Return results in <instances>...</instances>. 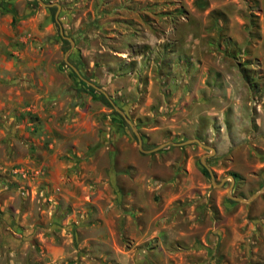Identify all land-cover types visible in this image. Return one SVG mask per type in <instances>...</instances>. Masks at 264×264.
<instances>
[{
	"label": "rangeland",
	"instance_id": "obj_1",
	"mask_svg": "<svg viewBox=\"0 0 264 264\" xmlns=\"http://www.w3.org/2000/svg\"><path fill=\"white\" fill-rule=\"evenodd\" d=\"M200 1L205 2L204 9L196 6V0H0V106L11 90L14 99L22 96L23 101L17 108L2 109L0 123L6 124L11 118V126L36 122L31 101L50 85L51 108H56L51 129L64 155L60 159L68 165L61 170L59 183L46 191L40 181L34 189L27 184L41 178L39 170L10 166L8 160L0 163V199L14 194L21 204H30L31 213L23 226L7 223L5 210L0 213V232H9L18 244L19 252L8 255L10 262L264 264V0ZM191 10V31L198 40L195 57L163 60L160 50L164 43H151L150 36L167 37L175 26L180 31L178 23L187 16L185 13L191 16ZM57 21L73 46L63 43ZM173 43L170 41L169 51L171 46L178 47ZM182 45V53L191 48L185 42ZM138 58L142 70L152 61V73L162 75L157 85L165 105L156 107L154 116L155 125H163L166 131L152 134L156 138L152 141L151 134L145 140L148 133L141 129L142 123L133 121L128 102L108 91L114 79L109 72L122 66L118 61L134 63ZM32 59L43 60L42 69L30 67L27 63ZM97 59L106 67L101 68ZM66 62L125 113L140 134L144 150L187 139H199L213 148L214 154L209 155L210 150L197 143L167 145L150 153L152 160L144 164V169L162 170L172 162L182 180L186 159L192 156L201 172L204 157L215 184L203 174L193 181L206 185L207 200L199 202L191 214L177 204L165 220L136 222V227L143 224L142 229L136 228V239L146 238L136 245L129 230L123 229L120 218L125 212L110 181L113 170L123 164V148L132 147L137 152L138 140L112 105L108 107L99 97L101 93L85 87ZM89 72L97 81L86 77ZM68 87L88 96L71 108L73 98L66 91ZM178 89L182 93L191 89L198 92L195 110H186L187 117L197 113V122L183 125L185 119L178 114L182 109L170 107L172 94ZM78 108L92 117L85 120ZM125 133L128 141L123 138ZM127 171L133 178L138 170ZM231 176L234 183L230 194L246 202L228 201ZM18 179L23 183L17 189L8 186ZM154 196L157 203L150 207L152 212L159 207ZM182 231L196 232V238L189 239L199 252L181 251L182 243L187 244L186 239L177 237ZM47 256L53 260H46Z\"/></svg>",
	"mask_w": 264,
	"mask_h": 264
},
{
	"label": "crops",
	"instance_id": "obj_2",
	"mask_svg": "<svg viewBox=\"0 0 264 264\" xmlns=\"http://www.w3.org/2000/svg\"><path fill=\"white\" fill-rule=\"evenodd\" d=\"M189 13L191 16L185 13L187 16L184 20L178 23L181 24V26H178L180 31L175 26L172 35L170 34L167 37L161 38L150 36L149 40L151 43H159V41L160 43L161 41L164 43L160 50L163 60L166 58L178 59L180 56H185L189 60H193L195 57V44H198V40L191 31L194 13L192 10ZM183 27L186 28L185 31H183ZM170 41L171 43L174 42L173 44L178 47H176V49H172L171 46L169 51L168 45H170ZM183 42H185L186 45L191 46V48L188 47L189 49L186 50V53L181 52L184 49L182 45ZM168 51L170 53H167ZM134 61V63L129 61L126 62V60L123 59L122 61H118L122 66L117 68L116 71L109 72L110 76L114 79L111 80L110 85L108 86V91L111 94L116 92L117 96H120L123 101L128 102L127 105L134 114L133 121L142 123L140 124L142 127L141 129L148 133L145 134L146 138H144L145 140H148L147 137H149L150 134L160 133V135H163L165 134V132H162L163 129L166 131V128H163V125H155L157 117L154 116L155 108L158 106L161 108V104L163 103L165 105L162 91L159 90L157 85L158 78H162V75L152 73L154 62L150 61V64L142 70L141 59L138 58ZM96 63H98L101 68L106 67L102 59H97ZM27 64L30 67H34L35 70H40L42 69L43 60L32 59L28 61ZM95 66L96 65L94 63V67ZM85 75L89 79H96L97 81V76L95 78L94 74L89 72L85 73ZM189 76L190 75L188 74L187 78H189ZM78 77L81 79L80 75ZM182 86H184L182 88L185 89V85ZM44 88V94L42 96H37V98H34L31 101V103H34L35 105L34 112L38 116L36 122L27 121L25 123H16L11 126V118L6 124L0 123V163H2L3 160H8L10 166L19 168L27 167L39 170L42 175H40L41 178L27 184L34 189L37 184V187L39 186L40 181L42 183L41 187H44L47 191L50 187H54L59 183L57 181L61 170L66 169L68 165L64 164V159H60V157L64 158V155L57 147L58 137L55 136L53 130L51 129L52 121H54L56 117L54 116V110L56 108H51V106L54 105L53 96L50 94L53 90L50 88V85H45ZM12 92V90L6 92L8 93V97L1 104L2 107L0 106V112L2 109L5 110L7 107L10 109H12V107L17 108L19 104L23 103L22 96L14 99ZM19 93V91L14 92L16 95H19ZM39 99H41V101H38ZM197 100L198 92L193 89L188 90L187 93H182V89H178L177 92H173L171 99L172 105H170V107L176 106L174 108L182 109L183 112L178 114L182 115L181 118L185 119V122H182L183 125H187V123L192 124L193 121L197 122V113L196 115L192 114V116L189 115V117H187V113H189V111H186L187 109L195 110L198 104ZM77 112H80L82 116L84 115L86 118L85 120H87L88 117H92L91 115L89 116L87 111L80 110L79 108ZM4 115L1 114V117H4ZM78 119L79 115L76 114L74 120L77 121ZM123 138L128 141L126 133L123 135ZM154 139L156 138L152 135L150 137V141ZM123 157V164L119 165L120 168L113 170L110 186L111 190H115L117 202L121 203L122 206L120 207L125 212L124 215H121L122 218H120L122 220L123 229L129 230L128 234L130 237H133V240H136V245L141 244L146 240L145 236L141 240L136 239V228H143V224H138L136 227V222L143 220L149 223L157 219L161 221L165 220V218L170 215L172 207L177 204H181L182 207H186V212L191 214L192 210L197 207L199 202L207 200L209 192L207 191L206 185L201 182V180L197 183L193 181L194 177H198L202 173L195 167L192 156H189L186 159L183 170L184 177L182 180L178 179L179 175L177 168L172 162L165 164V168L162 170L144 169V164H148L152 158L150 153H142L139 148H137L136 152L132 147L125 146L123 148ZM128 168L132 171L133 169H137L138 171L136 176L130 178L127 171ZM144 170H146V172ZM120 179H125L126 182L123 184L120 182ZM15 181L18 183L15 185L8 184V186H10V188L17 189L18 186L23 183L20 179ZM2 183L5 185L4 182ZM154 195H157L158 197L159 207L156 211L152 212L150 207H154L152 205H156L157 203L153 200L155 197ZM24 201H26V199H24ZM27 206L30 207V204H28L27 201L21 204L16 196L11 193L6 195L2 200L0 199V213L5 210V220L9 216L7 223L14 222L17 224L19 223L20 226L25 225L30 219L28 216L31 214H29L30 210ZM41 208L45 209L46 207L42 204ZM208 211H211V209H208ZM116 217L119 218L120 215L116 214ZM195 233L196 232L194 231H182L177 235L178 239H186L187 241L186 245L182 243V246H180L181 251H197L198 247L194 246L191 241L192 238L193 240L196 238ZM10 235L11 234L9 232H0V245L4 246L0 249L6 251L1 252L0 250V264H16L15 262H10L11 260L8 257V255L12 256L13 254L19 252L18 249L16 250L18 244L16 242L14 243L16 240L13 238L11 239ZM211 235L213 234L211 233ZM7 238H10V243L8 245L6 243ZM48 246L52 247L50 245ZM114 247H117L116 243ZM22 248L23 247L20 249ZM53 248L54 247H52V249ZM197 252H199V250ZM51 255L52 253H50V256ZM7 258H9V260ZM50 258L53 260V257L49 256H47L46 260Z\"/></svg>",
	"mask_w": 264,
	"mask_h": 264
},
{
	"label": "water",
	"instance_id": "obj_3",
	"mask_svg": "<svg viewBox=\"0 0 264 264\" xmlns=\"http://www.w3.org/2000/svg\"><path fill=\"white\" fill-rule=\"evenodd\" d=\"M57 24L59 25V32H60V35L61 37L64 39V40H68L69 43L71 44V46H73V41L72 39L66 37L63 35V31H62V27L61 25L59 24V22L57 21ZM65 57H67V53L65 54ZM67 63V62H66ZM73 70L74 72L79 76V73L78 71L76 70V68L74 66H72L70 63H67ZM86 84H88L89 86H91L92 88H94L95 90H97L98 92H100L101 94H103L107 100L109 101V103L112 105V107L114 108V110L125 120V122L131 127L133 133L135 134L137 140H138V146H139V149L140 151L144 152V153H152V152H155V151H158L159 149L167 146V145H173V146H183V145H187V144H192V143H197L198 145H200L201 147L205 148V149H208L210 150V154L209 155H212L214 154L215 150L211 147H208L206 145H204L199 139H190V140H186L184 142H181V143H174V142H166V143H163L161 145H159L158 147L152 149V150H144L142 148V140H141V137H140V134L137 132L136 128L132 125V122L126 117L125 113L120 109L118 108L117 106H115V104L113 103V101L105 94V92L98 86L94 85L93 83H90L84 79H82ZM69 94H72V95H75L76 94V89L75 88H70L69 89V92H67ZM87 95L86 94H81L78 98H74L71 102V108H74V105H79L82 103L83 99L86 97ZM209 155L205 156L208 157ZM202 166L208 171L209 173V176L211 178V181L213 184L214 183V174L213 172L211 171V169L205 164L204 162V157L201 158L200 160ZM231 181H232V184L230 185L229 189H228V192H227V195L228 197L231 199V200H234V201H239V202H246L245 199L243 198H240V197H235V196H232L230 194L231 190H232V186H233V183H234V177H230ZM225 179L222 180V182L220 183V185L223 184ZM249 201V200H248Z\"/></svg>",
	"mask_w": 264,
	"mask_h": 264
},
{
	"label": "trees",
	"instance_id": "obj_4",
	"mask_svg": "<svg viewBox=\"0 0 264 264\" xmlns=\"http://www.w3.org/2000/svg\"><path fill=\"white\" fill-rule=\"evenodd\" d=\"M196 6H197L198 8H200V9H204L205 6H206V4H205V2H203V1L196 0ZM63 43H67V44H68L69 41H68V40H63ZM82 83H83V82H82ZM83 85H85V84L83 83ZM85 87H87V86H85ZM87 88H89V90H93V88H90V87H87ZM93 91H94V90H93ZM99 97L105 100V102H106V104H107L108 107L112 108L111 105H110V103H109V101H107V99L104 97V95L100 94ZM112 127H114V126L112 125ZM201 172H202V174H203L204 176H206V177L209 176L208 171H207L203 166H202V168H201ZM228 201H229L230 203H235L233 200H230V199H228Z\"/></svg>",
	"mask_w": 264,
	"mask_h": 264
},
{
	"label": "flooded vegetation",
	"instance_id": "obj_5",
	"mask_svg": "<svg viewBox=\"0 0 264 264\" xmlns=\"http://www.w3.org/2000/svg\"><path fill=\"white\" fill-rule=\"evenodd\" d=\"M64 40V39H63ZM78 76V75H77ZM82 81V80H81ZM84 84H85V86H87V87H90V88H92L91 86H89L88 84H86L84 81H82ZM71 87H68L67 89H66V91L67 92H69V89H70ZM93 90H95L94 88H93ZM81 94H83L82 92H81V90H79V89H76V94L75 95H72V98L74 99L75 97L76 98H78Z\"/></svg>",
	"mask_w": 264,
	"mask_h": 264
}]
</instances>
